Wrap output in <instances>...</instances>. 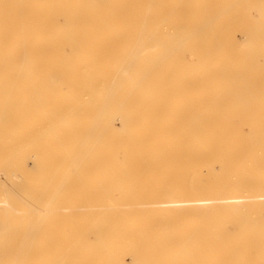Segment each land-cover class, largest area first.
Segmentation results:
<instances>
[{
  "label": "bare ground",
  "instance_id": "bare-ground-1",
  "mask_svg": "<svg viewBox=\"0 0 264 264\" xmlns=\"http://www.w3.org/2000/svg\"><path fill=\"white\" fill-rule=\"evenodd\" d=\"M0 264H264V0H0Z\"/></svg>",
  "mask_w": 264,
  "mask_h": 264
}]
</instances>
